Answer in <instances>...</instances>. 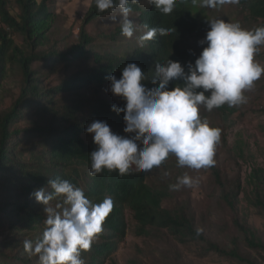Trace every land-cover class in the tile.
Returning a JSON list of instances; mask_svg holds the SVG:
<instances>
[{"label": "trees", "instance_id": "1", "mask_svg": "<svg viewBox=\"0 0 264 264\" xmlns=\"http://www.w3.org/2000/svg\"><path fill=\"white\" fill-rule=\"evenodd\" d=\"M90 1L78 40L67 43L66 39L53 38L58 15L52 0H15V5L0 0V264H39L37 257L29 258L24 252L22 242H35L42 237L45 214L32 193L46 188L48 180L56 178L82 188L93 203L102 202L106 196L114 201L104 231L91 249L82 253L85 264H118L114 257L129 231L127 211L136 222L138 237L167 231L183 246L204 244L205 250L229 261L264 264V236L249 224L242 207L245 201L247 208L264 220V167H254L246 182L241 174L234 178L224 176L216 163L207 168L217 186L219 201L234 214L233 226L238 235L231 248L208 241L197 228L189 207H165L166 201L175 198V191L169 190V185L177 180L171 179L172 172L182 171L174 156L148 172L123 177L107 171L96 177L88 175L89 154L95 145L92 136L85 132L86 126L101 120L114 133L125 135L123 113L111 110L113 105L123 107L124 102L108 91V76L119 79L128 63H136L149 76L155 62L170 59L185 67L189 62L194 64L206 47L198 42L209 30L207 21L225 5L203 8L199 0L195 4L192 0H177L173 12L162 15L141 0L131 5L136 31L132 38H126L118 22L112 21L113 13H99L94 0ZM235 7L243 15L246 27L264 26V0H239ZM93 23L100 27L90 33L88 27ZM152 27L171 31L140 47L139 36ZM10 83L17 93L10 106L4 107L2 95ZM175 83L181 82L171 83L169 90ZM212 111L219 123L209 125L221 129L218 144L227 146V138L222 140L221 125L229 126L233 118L241 117L242 105H224ZM240 152L243 156L245 148L240 147ZM164 172L169 175H163L156 185L149 184L150 174ZM241 244L255 256L245 253Z\"/></svg>", "mask_w": 264, "mask_h": 264}, {"label": "clouds", "instance_id": "2", "mask_svg": "<svg viewBox=\"0 0 264 264\" xmlns=\"http://www.w3.org/2000/svg\"><path fill=\"white\" fill-rule=\"evenodd\" d=\"M162 15L173 12L177 0H143ZM195 4L197 0H192ZM99 13L111 11L121 34L132 38L136 25L131 17V5L141 0H94ZM239 0H199L203 8L238 4ZM209 30L198 43L203 50L195 63L186 67L167 59L155 62L151 76L136 63L123 67L120 78L108 76V91L124 102L111 110L123 113L125 135L114 133L105 121L93 120L85 128L92 136L95 150L88 175L96 177L116 172L120 177L133 172L143 173L159 168L171 155L178 167L193 170L215 165L216 145L221 129L210 127L201 118L200 109L208 112L224 105L234 107L247 103L246 91L264 74V66L255 57L264 46V26L246 30L237 23L223 19L207 21ZM147 28V25H144ZM164 27L149 28L138 38L140 47L157 35L170 34ZM151 87H148V83ZM173 82L175 86L169 90ZM168 176V172L163 173ZM198 182L187 173L169 185L170 191L192 188ZM43 206L45 219L42 237L35 242L24 239L23 249L29 258L37 257L39 264H85L82 253L104 231V224L114 207L106 196L93 203L85 191L67 179H49L46 188L32 193ZM55 201L56 203L52 204Z\"/></svg>", "mask_w": 264, "mask_h": 264}, {"label": "rangeland", "instance_id": "3", "mask_svg": "<svg viewBox=\"0 0 264 264\" xmlns=\"http://www.w3.org/2000/svg\"><path fill=\"white\" fill-rule=\"evenodd\" d=\"M8 1L11 5H15V0ZM52 5L54 12L58 15L53 38L59 41L66 39L67 43L77 41L80 27L89 11L91 1L52 0ZM235 5H225L218 9L212 19H223L230 23L238 22L246 30L255 29L258 26L256 24L246 27L243 15ZM11 12L17 16L15 10L12 9ZM99 27V23H93L88 27V31L95 33ZM18 43L22 44L20 40ZM255 59L264 66V46H261ZM16 93L13 84L7 85L2 95L4 107L10 106ZM244 95L247 97V103L242 104L243 115L233 118L232 124H228L229 126L221 125L224 131L222 140L226 137L228 144L227 146H224V143L216 145L214 159L224 176L234 178L241 174L243 181L246 182L254 167H264V133L262 131V127H264V74ZM200 115L213 124L219 123L217 115L213 111L208 112L201 107ZM240 147L245 148L243 156ZM180 168L182 171L172 172L171 179L187 173L198 183L190 189L182 188L175 191V198L166 201L165 207L171 208L175 204H181L185 208L189 207V213L195 216L197 228L208 241L231 248L233 239L238 235L233 226L234 214L219 201L217 186L211 173L208 169ZM162 176L163 173L150 174L149 184H158ZM246 189L247 192L250 191L248 186ZM241 198L243 199L244 196ZM242 207L246 211L245 215L248 216L249 224L257 228L261 236H264V220L256 215L253 209L247 208L245 201H243ZM126 215L129 231L126 241L120 245V249L114 257L118 264H238L205 250L204 244L183 246L167 231L155 232L148 238L138 237L135 235L136 222L132 213L127 211ZM241 248L245 253L253 254L242 244Z\"/></svg>", "mask_w": 264, "mask_h": 264}]
</instances>
